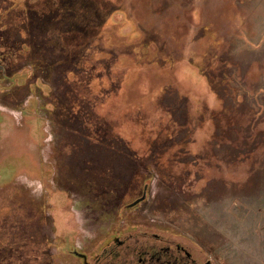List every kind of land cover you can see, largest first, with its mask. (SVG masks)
Listing matches in <instances>:
<instances>
[{
    "label": "rangeland",
    "instance_id": "obj_1",
    "mask_svg": "<svg viewBox=\"0 0 264 264\" xmlns=\"http://www.w3.org/2000/svg\"><path fill=\"white\" fill-rule=\"evenodd\" d=\"M37 1L0 0V261L78 264L141 222L264 264V0H109L77 68Z\"/></svg>",
    "mask_w": 264,
    "mask_h": 264
},
{
    "label": "flooded vegetation",
    "instance_id": "obj_2",
    "mask_svg": "<svg viewBox=\"0 0 264 264\" xmlns=\"http://www.w3.org/2000/svg\"><path fill=\"white\" fill-rule=\"evenodd\" d=\"M171 231L123 222L94 247L73 250L72 255L78 264H216L197 241Z\"/></svg>",
    "mask_w": 264,
    "mask_h": 264
},
{
    "label": "trees",
    "instance_id": "obj_3",
    "mask_svg": "<svg viewBox=\"0 0 264 264\" xmlns=\"http://www.w3.org/2000/svg\"><path fill=\"white\" fill-rule=\"evenodd\" d=\"M109 1V0H108ZM107 0H91L92 7L88 6V3L84 0V4L80 8H75L77 4L75 3H68L66 0H58L57 3L53 2V8L55 11L59 12V14H55V16H52L50 24H55L52 26L58 27L57 34L60 35V38H57V42H61L62 44V50L61 53L63 54V58L59 60H55L54 65H56L58 62V65H66L68 64L70 67L77 68L83 66L85 63V66L91 61L90 56L88 57L87 53L89 54L88 48L91 42H95L100 36V29L105 23L106 16L110 13H113L118 9V6L116 7V3L113 1ZM36 4H39V0L36 2ZM111 5V7H110ZM110 7V8H109ZM86 16V17H85ZM71 17H78L80 21L84 22L85 28L75 24L70 25V29L66 31V33L63 31L64 28V22L67 18ZM89 20V24H86V20ZM58 23V24H56ZM53 41V40H51ZM56 42V40H54ZM84 51V52H83ZM102 51V50H101ZM85 53V55H84ZM87 58H89V61H87ZM94 60V59H93ZM84 63H81V62ZM97 66H105L109 67V63L105 60H96ZM96 66V67H97ZM58 67V66H57ZM65 69V68H64ZM65 71V70H64ZM201 71V69H200ZM69 74L73 75V70L68 69ZM1 73V70H0ZM48 79H50L49 74L45 75ZM6 76H0L1 79L6 80ZM47 79V80H48ZM51 86V85H50ZM52 92V87L50 89L49 95L46 97L50 98ZM54 104H56L57 109H59L60 103L54 99ZM164 106V105H163ZM161 146V145H160ZM160 149H163V147L157 148V151L159 153H162ZM9 213L8 210H6L5 214L7 215ZM3 243L6 245L7 248V242L5 239H2ZM1 240V244L3 245ZM6 250V249H5ZM7 256V255H6ZM9 258V259H8ZM8 258H5L3 261H0V264H14L11 260V256L8 254Z\"/></svg>",
    "mask_w": 264,
    "mask_h": 264
},
{
    "label": "water",
    "instance_id": "obj_4",
    "mask_svg": "<svg viewBox=\"0 0 264 264\" xmlns=\"http://www.w3.org/2000/svg\"><path fill=\"white\" fill-rule=\"evenodd\" d=\"M2 8H0V10H2ZM2 70V68L0 69ZM10 78V77H9ZM23 115V114H22ZM24 116V115H23ZM37 141V139H36ZM44 141V140H43ZM42 144V143H41ZM5 162V161H4ZM150 179H146L143 183V187H142V192L141 195L139 197H137L135 200H133L132 202L124 205L121 209L120 212L128 210L130 208L136 207L137 205H140L141 203H143L144 201H146L148 199V187H149V182Z\"/></svg>",
    "mask_w": 264,
    "mask_h": 264
}]
</instances>
